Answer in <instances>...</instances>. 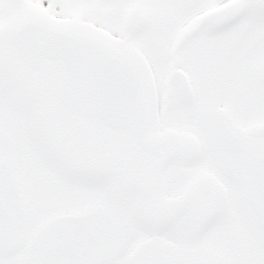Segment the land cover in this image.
<instances>
[{
  "label": "snow or ice",
  "instance_id": "obj_1",
  "mask_svg": "<svg viewBox=\"0 0 264 264\" xmlns=\"http://www.w3.org/2000/svg\"><path fill=\"white\" fill-rule=\"evenodd\" d=\"M0 264H264V0H0Z\"/></svg>",
  "mask_w": 264,
  "mask_h": 264
}]
</instances>
